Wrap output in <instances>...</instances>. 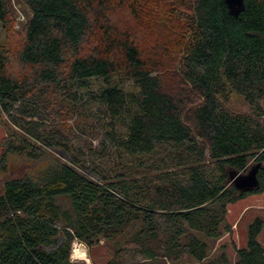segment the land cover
<instances>
[{"label": "trees", "instance_id": "trees-1", "mask_svg": "<svg viewBox=\"0 0 264 264\" xmlns=\"http://www.w3.org/2000/svg\"><path fill=\"white\" fill-rule=\"evenodd\" d=\"M19 1L20 47L0 42V118L19 135L0 166L11 154L41 165L0 193V264H69L74 237L112 243L107 264H264L263 219L244 247L228 221L264 191V0L238 14L225 0ZM12 14L0 0V31ZM232 94L249 111L231 109ZM74 116L99 146L77 145ZM54 147L70 160L41 151ZM259 163L258 189L230 180Z\"/></svg>", "mask_w": 264, "mask_h": 264}, {"label": "rangeland", "instance_id": "rangeland-1", "mask_svg": "<svg viewBox=\"0 0 264 264\" xmlns=\"http://www.w3.org/2000/svg\"><path fill=\"white\" fill-rule=\"evenodd\" d=\"M11 3L13 8V14L11 16V24L9 26V29H5V28L1 29L0 42L6 43V45L13 52L14 50H17L20 47V44L23 39V25L26 22V20L29 18L30 12L25 7V5L21 3V1L19 0H11ZM152 30L156 32H163L161 25L154 26ZM152 40L153 38H151L150 35H147V45L151 44ZM15 68H18V66H15ZM228 105L231 109L235 111H240V112L249 111L248 104L241 97L235 94H232ZM65 121L67 123L66 127L71 125L73 128V132L81 136V139H79L76 142L77 145H79L80 142L85 143V145H88L89 142H91L94 146L96 147L99 146L100 135L97 136L96 131H94V129L93 130L90 129L84 116L81 117L74 116L72 119L65 118ZM12 133H16V134L18 133L19 135V129L17 126H14L12 122L9 121L6 115H3L2 119L0 118V156L4 151L3 148L4 138L6 137L7 139H10V135ZM68 137L71 138V135H69ZM41 151H43L44 155L48 157L55 156L62 160H66V161L70 160V156L68 152H66L61 147H54L48 150L43 149ZM40 165H41V161L39 159H35L34 161H27L21 155L11 154L9 156V161L6 170L1 171V166H0V193L3 191L4 184L7 179L14 176H21L23 172L30 171L32 169L35 170L39 168ZM256 218H261L264 221V191L260 193H252L248 197L229 206L228 221L230 224H232L233 227L232 237L229 234L224 233L220 239L209 240V244L212 250H216L219 247V245L222 244L223 242L229 243V240L231 238L237 246H241V247L246 246L248 243L249 226L251 223L254 222ZM258 240L264 246V227L258 236ZM101 241H104V243L101 244L99 241V243H96L92 247H89L93 264H107L108 261L114 256L115 253L114 245L105 240H101ZM228 252L230 257L234 259L235 252L231 244L229 245ZM181 264H197V263L186 259Z\"/></svg>", "mask_w": 264, "mask_h": 264}, {"label": "water", "instance_id": "water-1", "mask_svg": "<svg viewBox=\"0 0 264 264\" xmlns=\"http://www.w3.org/2000/svg\"><path fill=\"white\" fill-rule=\"evenodd\" d=\"M230 11L238 14L245 6V0H225ZM261 164L253 165L247 173L230 170L229 178L241 191H253L260 187L258 171Z\"/></svg>", "mask_w": 264, "mask_h": 264}, {"label": "clouds", "instance_id": "clouds-1", "mask_svg": "<svg viewBox=\"0 0 264 264\" xmlns=\"http://www.w3.org/2000/svg\"><path fill=\"white\" fill-rule=\"evenodd\" d=\"M100 243L103 244L104 241ZM68 260L69 264H93L88 245L76 237L72 241Z\"/></svg>", "mask_w": 264, "mask_h": 264}]
</instances>
